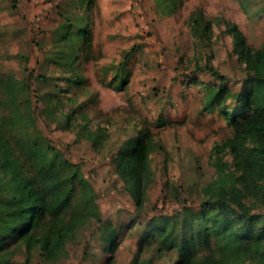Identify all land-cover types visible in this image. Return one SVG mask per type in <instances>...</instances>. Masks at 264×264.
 Returning <instances> with one entry per match:
<instances>
[{"label": "rangeland", "instance_id": "obj_1", "mask_svg": "<svg viewBox=\"0 0 264 264\" xmlns=\"http://www.w3.org/2000/svg\"><path fill=\"white\" fill-rule=\"evenodd\" d=\"M234 24L259 47L264 0H90L82 7L78 0H0V193L16 183L44 196L49 216L82 219L49 253L9 242L11 264H130L155 213L200 204L217 179L215 144L233 167L223 144L233 128L205 107L208 86L219 80L201 67L226 75L231 91L242 87L247 70ZM60 110L70 112L69 122ZM82 124L100 135L95 143L77 133ZM138 129L153 135L141 209L112 160ZM50 144L59 154L47 167ZM245 200L264 213V204ZM106 226L115 229L113 252L104 245ZM144 247L136 264H179L176 250L156 238ZM256 250L237 264H264V242ZM195 252L202 260L205 251Z\"/></svg>", "mask_w": 264, "mask_h": 264}, {"label": "trees", "instance_id": "obj_2", "mask_svg": "<svg viewBox=\"0 0 264 264\" xmlns=\"http://www.w3.org/2000/svg\"><path fill=\"white\" fill-rule=\"evenodd\" d=\"M88 1L78 3L82 7ZM232 30L235 45L240 48L239 58L247 70L242 87L231 91L226 85V75L217 68L211 65L201 68L219 80L218 84L208 86L205 107L216 108L233 128L232 136L223 142L229 148L233 167L218 156L220 143L215 144L214 165L218 175L210 184L214 185L209 194L197 207L183 205L172 213H155L142 226L130 264H136L145 243L154 238L158 245L176 250L179 264H237L245 256H253L264 242V213L252 212V204L245 200L247 194L255 199L254 203L264 204V39L259 47L252 48L235 24ZM64 35H70L69 28L64 29ZM61 114L69 122L70 112L60 110ZM77 133L94 143L100 137L83 124ZM152 138L149 129H138L120 144L112 158L116 173L139 209L152 181L149 162ZM44 153L46 166L50 167L59 150L50 144ZM60 163L65 167L69 162L63 157ZM2 185H6V190L3 195L0 193V264H11L5 251L9 242H33L49 253L62 242L63 235L82 221L77 213L69 219L51 217L44 196L32 194L16 183ZM90 214L101 220L98 211ZM39 229L44 232L37 235ZM102 237L106 250L113 252L114 227L106 226ZM198 247L205 251L202 260L195 252Z\"/></svg>", "mask_w": 264, "mask_h": 264}]
</instances>
